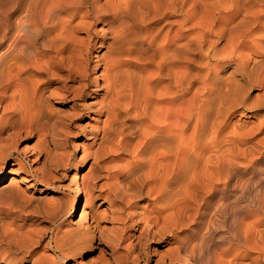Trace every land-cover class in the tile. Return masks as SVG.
Listing matches in <instances>:
<instances>
[{
    "label": "bare ground",
    "instance_id": "bare-ground-1",
    "mask_svg": "<svg viewBox=\"0 0 264 264\" xmlns=\"http://www.w3.org/2000/svg\"><path fill=\"white\" fill-rule=\"evenodd\" d=\"M151 29L154 66L122 61ZM97 42L92 71L102 69L89 79ZM82 116L95 170L79 184L85 162L58 149ZM22 138H35L42 166L24 188L13 178L0 188V264H264V0H0V179ZM69 164L68 189L85 197L77 220L67 218L77 196L44 204L26 192ZM96 190L101 212L126 211L124 232L99 228ZM66 210L45 243L51 259L34 254L41 238L23 224L9 228ZM181 232L149 258L143 239Z\"/></svg>",
    "mask_w": 264,
    "mask_h": 264
},
{
    "label": "rangeland",
    "instance_id": "rangeland-1",
    "mask_svg": "<svg viewBox=\"0 0 264 264\" xmlns=\"http://www.w3.org/2000/svg\"><path fill=\"white\" fill-rule=\"evenodd\" d=\"M101 26H102V23H101V21H99L93 25V28H96V30H97ZM151 26L154 29V24H152ZM153 29H151V31L148 32L147 34H143L144 36L142 34H138L139 37L136 36L133 38V41H132L133 43L131 42L132 43L131 47L132 48H133V46H134V48H135V46L138 47L137 49H139L138 51H140V53H138V57H137L136 53H135V55H134V53L131 54V57H129L130 55L127 57L125 55H124L125 57L122 55L121 56L122 61H125V59H127V61H129V60L134 61L135 60V64L141 65V66L143 65L144 69H147L148 67L154 66V62H151V61H154V46H153L154 45V43H153L154 39L149 38V37L154 36V30ZM151 33L153 34V36L148 35ZM141 35H142V37H141ZM145 35L148 36V40L145 38L146 37ZM80 37H83V33L80 34ZM136 38H137V40H136ZM104 51H105L104 47L99 46L98 42L93 47V49H91V56H90V68L91 69L89 70V76H90L89 79H91L93 72L99 73L101 71L102 65L97 66L94 71H92V69H93L92 66H93L94 61H95L94 56L95 55L99 56ZM141 54H142V56L144 54V58L142 56L139 58V56ZM135 56H136V58H135ZM150 63L152 64V66ZM91 87H92V85L90 84V80H89L88 90H90ZM103 90H104V88L100 87L99 94L103 93L104 92ZM255 93H256V91L254 90L252 92V94H255ZM78 109H79V106H78ZM253 116H254V113L251 112V113H248V116L244 117L241 120L245 121L246 123L247 122L250 123L251 121H255V117H253ZM89 120H90L89 118L87 119V117L85 118V116L84 117L82 116L79 120L73 121L71 123V126L69 127V129L67 131L68 133H65V135L62 136L63 137L62 142H61L62 144L60 145V149H58L59 153H61L63 156H66L68 159H70V161H72L73 158L79 159L81 157V160H83V162H85L84 169L80 170L78 173V177H79L78 183L79 184H81V183L83 184V182H82L83 179H80V177L83 174H86V173L88 174L92 170H95V167H93L91 171L89 170L90 172L88 171L91 162L94 161V159H95V151H94L95 143L92 142L90 137L85 136V133H84L85 130H83V128L85 127L84 125L89 123ZM79 124H82V125L79 126ZM34 143H35V138L32 140L22 138L15 144L16 152L14 151L15 153H13L11 158L7 160V163L5 166L6 173L9 172V174L5 177V179H3V180L0 179V188L2 186L6 185L11 178H13L12 181L15 184L19 185L18 187L24 188L25 184L28 182H31V179H33L35 177V174L37 173L39 168H41V166H42V157H40V156L35 157L34 154L36 151V147H35ZM74 143L77 144L76 147L74 146L75 145ZM30 146H31V148H30ZM33 149H35V150H33ZM59 166L60 167H58L56 169V173H55L56 176H55V179L53 180V184H51V186L43 187V186H41L40 183H36L35 188L28 189L26 191L27 194L32 195V196H36V197L40 196V198H42L44 204L50 203L49 201H53V204H57V203H60V201L65 200L66 198L74 196L75 194H71L70 190L68 189V183H69L70 177H72L73 174H75V168H73L72 165H70V164L66 168L62 167L61 165H59ZM98 183L101 185H102V183H104L103 177L99 180ZM40 188H42V191L39 193L37 191V189H40ZM103 194H104V191H99V190L95 191V195H98V198H99L97 200L104 199L103 197L105 194L104 195ZM75 196H77V199H76L77 204L74 207V215L71 218L69 216L67 217L68 210H66V214L64 216L58 215L56 221H54V222H49V221H46L44 219H41V220L33 219L34 221H29V222L15 221V223H13L14 220L13 221L8 220L10 230H14V228L17 227V224H18V227L22 226V224H23L24 226L22 228H25L27 231V233L24 234L26 237L33 238V237L38 236L39 238H41L40 239L41 246H38L37 249H35L34 254H36L37 256H41L44 258L46 257L49 259L52 255V253L45 246V243L49 242V241L51 242V239H52L53 235L55 234V232L58 230V228L61 227L62 225H64L66 217L69 219L74 218V220H77L79 218V215L81 214V212L84 211L85 197L83 195V189L82 188L79 189V191L77 192V194ZM102 202H104V203H102L103 206L99 207V210H97L94 214V215H96L95 217L97 218L99 228H103V230H104V228L107 229V226H109L108 229H109V231H111L110 230V229H112L111 224H113L114 227H120L122 229L116 228L113 231L114 233L108 231V234L112 233V235H116V234L118 235V232L123 230L125 227V225H123V224H126L128 222L127 215H125L126 211H124L122 213L116 212L117 214L116 213L113 214L111 210L106 209V211L101 212L106 206V201L102 200ZM113 212H115V211H113ZM112 214L114 216H116L118 219L116 217L112 216ZM97 215H98V217H97ZM111 217H113V218L111 219ZM119 217H121V218H119ZM113 219H115V220H113ZM121 219H123V220L125 219V220L123 221ZM30 222H32V223H30ZM25 226H28V227L26 228ZM25 229H23V230H25ZM32 229H34V230H32ZM35 229L36 230L39 229V230L36 232ZM118 229H119V231H117ZM29 230L31 232L32 231L33 232L31 233ZM34 231H35V233H34ZM23 232H25V231H23ZM123 232H124V230H123ZM185 233L184 232L176 233L174 235L175 236L174 238L173 237L162 238L161 240H159L157 242V245H155V243L151 240L143 239V243H142L143 248L146 252H149L148 256L150 259L156 257L157 253L153 254L154 248H158L159 250H161L162 251L161 254L164 255L167 247L170 244H172L170 246H173L174 244H176L175 242H178V240H182L185 236ZM30 234H32V236ZM176 239H178V240H176ZM103 241H105V240L102 239V243H103ZM127 243H128V241L125 239V236H122V238L120 240V246L117 248L119 253L122 254V252L123 253L126 252V249H128ZM94 244L98 245V243H94ZM91 256L97 260V258L99 257L98 251L92 253ZM51 258H53V255ZM87 259L88 258L86 257L83 259H79L76 262L69 261L66 264H80V261L86 262ZM200 263L203 264V262H200ZM200 263H198V264H200ZM26 264H29V263H26ZM148 264H152V261L150 260V262Z\"/></svg>",
    "mask_w": 264,
    "mask_h": 264
}]
</instances>
